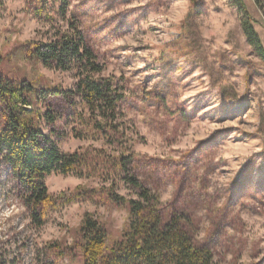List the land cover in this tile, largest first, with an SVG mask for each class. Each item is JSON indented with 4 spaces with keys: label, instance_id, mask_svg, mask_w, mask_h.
<instances>
[{
    "label": "rangeland",
    "instance_id": "rangeland-1",
    "mask_svg": "<svg viewBox=\"0 0 264 264\" xmlns=\"http://www.w3.org/2000/svg\"><path fill=\"white\" fill-rule=\"evenodd\" d=\"M258 1L244 3L264 47V0ZM68 6L66 17L78 20L102 75L123 87L122 121L140 158L141 182L188 219L195 243L209 247L215 264H264V63L244 37L233 0H69ZM24 7L23 0H0V73L72 90L74 71L15 55L20 45L48 43L67 29L66 19L39 20ZM57 142L64 152L102 146L71 134ZM8 173L0 162L6 264H82L79 255L49 260L45 245L71 244L86 213L104 223L109 242L127 222L125 208L77 200L50 211L36 228ZM99 182L45 178L51 194ZM116 186L136 198L122 181Z\"/></svg>",
    "mask_w": 264,
    "mask_h": 264
},
{
    "label": "trees",
    "instance_id": "trees-1",
    "mask_svg": "<svg viewBox=\"0 0 264 264\" xmlns=\"http://www.w3.org/2000/svg\"><path fill=\"white\" fill-rule=\"evenodd\" d=\"M23 1L35 18L66 19L67 29L55 31L48 43L20 45L15 55L45 68L74 71L76 83L72 90H64L0 73V162L14 181L16 200L36 228L50 211L77 200L127 211L123 230L110 242L104 223L84 214L70 235L71 244L62 240L45 245L49 260L79 255L82 264H215L209 247L195 243L186 227L188 219L162 204L159 195L139 179L140 158L132 149L130 127L122 121L123 87L114 77L102 75L103 67L78 20L66 17L69 0ZM233 2L242 14L244 37L264 63V47L244 0ZM58 120H63L62 127ZM70 134L102 146L64 152L57 141ZM51 174L97 180L101 185H79L51 194L45 186ZM118 181L133 190L136 198L120 194ZM0 264L6 263L0 260Z\"/></svg>",
    "mask_w": 264,
    "mask_h": 264
}]
</instances>
